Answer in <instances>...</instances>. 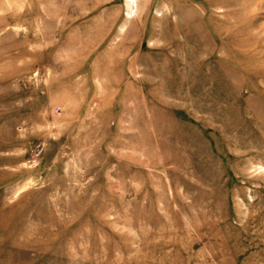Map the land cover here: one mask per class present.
Returning <instances> with one entry per match:
<instances>
[{
	"label": "rangeland",
	"instance_id": "rangeland-1",
	"mask_svg": "<svg viewBox=\"0 0 264 264\" xmlns=\"http://www.w3.org/2000/svg\"><path fill=\"white\" fill-rule=\"evenodd\" d=\"M0 264H264V0H0Z\"/></svg>",
	"mask_w": 264,
	"mask_h": 264
}]
</instances>
